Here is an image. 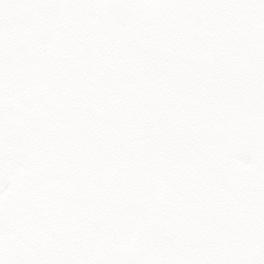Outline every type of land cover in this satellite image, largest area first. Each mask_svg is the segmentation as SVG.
<instances>
[{
  "label": "snow or ice",
  "instance_id": "obj_1",
  "mask_svg": "<svg viewBox=\"0 0 264 264\" xmlns=\"http://www.w3.org/2000/svg\"><path fill=\"white\" fill-rule=\"evenodd\" d=\"M0 264H264V0H0Z\"/></svg>",
  "mask_w": 264,
  "mask_h": 264
}]
</instances>
